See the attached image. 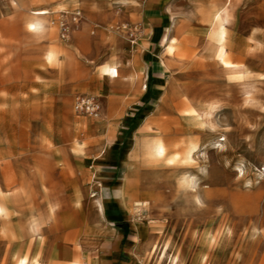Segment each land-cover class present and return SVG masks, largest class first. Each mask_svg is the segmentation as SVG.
I'll return each instance as SVG.
<instances>
[{"label": "rangeland", "instance_id": "obj_1", "mask_svg": "<svg viewBox=\"0 0 264 264\" xmlns=\"http://www.w3.org/2000/svg\"><path fill=\"white\" fill-rule=\"evenodd\" d=\"M12 1L0 0V264H19L28 255L36 264L76 263L77 248L87 242L85 230L96 234L97 225L106 223L133 225L134 241L144 246L137 254L141 264H264V0H232L228 44L233 62L249 72L233 81L215 58L203 56L199 20L188 0H170L166 10L170 28L180 31L182 25L183 37L174 46L179 56L166 53L167 46L160 52L168 66L163 86L187 92L191 101H217L232 86L234 99L216 116L227 130L215 137L180 99L164 112H157L161 98L152 99L156 106L136 109L130 93L126 101L112 94L104 105L97 93L69 92L65 84L42 77L80 69L98 77L110 53L95 57L92 41L103 47L119 37L130 59L143 28L129 6L89 0L88 7L93 2L98 9L86 11L81 0H15L13 8ZM41 9L50 12L52 36L27 29L31 11ZM75 11L82 21L65 40L60 22L70 21ZM105 21L108 31L100 27ZM78 34L87 40L83 47L74 43ZM49 51L63 54L66 64L47 61ZM37 71L40 77L31 80ZM143 78L137 81L141 90ZM249 94L256 101L246 102ZM80 95L97 98L98 118L76 114ZM93 130L122 156L128 170L122 169L119 181L105 180L86 163ZM247 136H253L252 144ZM159 139L166 154L157 159L152 152ZM97 180L102 188L95 187ZM122 184L129 185L130 207L122 202ZM137 202L145 204V215ZM93 221L97 225L89 226ZM29 225L38 229L39 240L26 234Z\"/></svg>", "mask_w": 264, "mask_h": 264}, {"label": "crops", "instance_id": "obj_2", "mask_svg": "<svg viewBox=\"0 0 264 264\" xmlns=\"http://www.w3.org/2000/svg\"><path fill=\"white\" fill-rule=\"evenodd\" d=\"M140 1V6L133 3H129L131 5L128 4L130 7L129 11L138 16L139 23L143 28V34L140 38L139 46L136 53L135 51L131 52L132 55L130 56V59H128L129 56H127L125 50V42L119 37H112L110 41L111 43L105 44L103 47L99 45L98 41L91 42L92 45H95V54H93L95 57L99 56L100 52L105 50L109 51L110 55L106 59L105 66L115 65V55L117 53L122 59H124L123 62L125 65L121 68V75L118 79L109 81L101 75L103 74V70L99 72L100 74L98 77L93 75L91 78H88L87 72H84L82 69L78 70V72L69 70L68 73H62L59 75L43 74L42 77H46L49 82L59 81L65 84V90H69V92L83 90V92L91 91L97 93L102 97L104 105L109 104L113 97L112 94H115L116 98H114L119 101H126L124 98L127 97V93L136 96V99L131 100L132 105H135L136 109H141L143 106L147 105H150V107L156 106L155 103H152V99L155 100L161 98L163 101L164 93L169 86H167V84L163 86L162 77L165 76V71L168 67L160 52L162 48L168 46V38L175 36L179 40L183 37L182 25L180 31H174L170 28L168 18L166 17V10L170 7V0ZM195 1L201 2L206 0H188L187 2L191 5L190 14H193V3ZM81 2L86 11H88L89 8L92 10L98 9L93 2L91 3V6L88 7L89 0H81ZM10 5L15 8L14 6H17L18 3L13 0ZM234 9L235 4L233 5L230 17L225 24L227 29V44V36ZM188 20L189 19L187 18L186 21ZM198 20L199 25L202 24L199 17ZM0 22H4V19H0ZM100 27H103L106 31L109 30L107 29L106 21L100 25ZM31 33L36 36H52L54 31L51 26H49L48 29L41 32V34L39 32ZM197 38L199 42H203L204 35L199 34ZM86 42L87 40L82 34H78L74 39V43H78L80 46ZM208 42L209 39L205 40L204 44ZM119 46H123V48L117 51ZM49 53L50 51L46 55L47 61H49L47 57ZM166 56L168 57V54H166ZM71 65L72 62L70 66ZM139 75L144 77L142 90L139 82H137ZM30 76L31 80H35L40 77V73L38 71L32 72ZM148 86L149 92H147ZM152 94L153 97L151 96ZM145 112L146 111L141 114L142 120H145L144 118H146ZM91 137L95 139V142L87 152L86 163L90 165L91 169H94V174L98 170L104 174L105 180L117 179L122 169L128 170L121 161L122 156H118L115 144H109L105 141L106 138L108 139L106 135H100L93 130ZM124 175L120 176L117 180L119 181ZM124 223L126 222L124 221ZM91 225H97V223L93 221L89 226ZM97 227L99 232L96 234H89L87 233V229L85 230L87 242L77 248L78 259L76 262L79 264H141L142 259H139L137 254L141 252L144 246L142 243H136L134 241L133 225L132 228H130L131 226L128 224L116 227L106 223L102 226L97 225Z\"/></svg>", "mask_w": 264, "mask_h": 264}, {"label": "bare ground", "instance_id": "obj_3", "mask_svg": "<svg viewBox=\"0 0 264 264\" xmlns=\"http://www.w3.org/2000/svg\"><path fill=\"white\" fill-rule=\"evenodd\" d=\"M120 1L122 4L127 5V6L129 3L137 4L136 0H120ZM21 3H22L21 5L26 4L22 0H21ZM233 5L234 3H232V0H226L225 2H222V3H218L215 0H206V1H201V2L195 1L193 3V6H194L193 14L196 15L197 18L199 17L202 23L200 24L199 32L202 35L205 34V37L202 43L204 44V41L209 39V42L204 45V48L202 51L203 56L209 57V58L211 57L215 58L219 66H221L222 69L227 73L228 79L230 81L242 78L246 76L247 74H249L245 66L233 62L232 60L233 47L227 44V38H226L227 29H226L225 24L227 23L231 15ZM47 15H49V11L46 9L32 10L31 15L27 21L28 31L34 32V33L39 32L40 34L41 32L46 31L48 27L50 26ZM178 41H179L178 38H176L175 36L168 38L167 53L169 55L179 56L176 53V50L174 48L175 44L178 43ZM122 48L123 46H119L117 51L121 50ZM47 57L49 61L51 62L55 60L56 63H58V65L61 67L66 64L65 57L63 54L60 55L53 51H50ZM123 60L124 59H122V57L118 55L117 53L115 55V65L104 66L103 74L101 75H103L104 78L108 80L118 79L120 77L121 68L125 65ZM231 88L232 86L223 90L219 94L220 99L217 101H191L189 100V96L187 92L184 91L183 93H180V90L178 88H175V90H173V88L169 86L164 93L163 101H161V104L157 107V112L159 111L164 112L165 107H168V106L175 107L176 104L174 103V101L176 99H181L182 103L186 104L189 107V110L187 111L190 113H193V115H195L194 119L198 122V124L201 127L205 128L204 131L206 132V134L208 135L210 134L211 137H215V134L223 133L225 132V130H227V128H225L220 122H218V120L216 119V116L218 112H220L222 108L229 103V101L231 102V100L234 99L235 96ZM252 101H256V98L250 95V97L246 99V102L249 103ZM142 128L149 131L150 125L145 124ZM246 139L248 140L250 144L253 143V140H254L253 136H247ZM153 145H154V148H153L154 151L152 152L153 153L152 155H154V157H157V159H159L166 154V145L163 139L157 140ZM134 146L135 148H138L137 139H136ZM128 167H132V165L128 164ZM96 179H97V176H96ZM94 185L96 188H102V182L100 180H97ZM185 185H190L191 189L195 188V183L193 182V180H186ZM127 186L129 185H126V184L121 185V188H122L121 197H122L123 204L126 205L127 207H130L132 197L130 196V193L127 191ZM18 196L19 195H15L14 197H18ZM3 198L4 197L2 195L0 199H3ZM9 198L11 197L9 196ZM140 205L145 206L144 203L137 202L136 203L137 209H138V206ZM55 208H56V205H52L51 209L54 210ZM25 232L27 235L31 236L33 240L40 239L39 234H38V229H36V227H34L33 225H29V227L25 230ZM38 261L35 257H31L28 255V256L22 257L18 261V263L19 264H36ZM73 264H79V263L76 262Z\"/></svg>", "mask_w": 264, "mask_h": 264}, {"label": "built area", "instance_id": "obj_4", "mask_svg": "<svg viewBox=\"0 0 264 264\" xmlns=\"http://www.w3.org/2000/svg\"><path fill=\"white\" fill-rule=\"evenodd\" d=\"M70 19V21L62 19L60 22L61 36L65 40L69 39L72 26L78 25L82 21V13L80 11H75ZM135 43V40L132 41L133 45ZM75 112L79 116L87 115L93 118H98L101 114V107L96 97L80 95L75 99ZM144 207L145 206L143 205L138 206L141 215H145L147 212Z\"/></svg>", "mask_w": 264, "mask_h": 264}]
</instances>
